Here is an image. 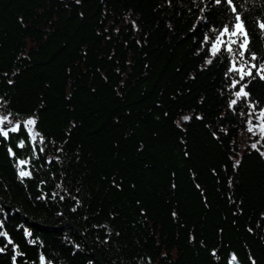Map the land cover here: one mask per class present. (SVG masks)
<instances>
[{"label": "trees", "instance_id": "trees-1", "mask_svg": "<svg viewBox=\"0 0 264 264\" xmlns=\"http://www.w3.org/2000/svg\"><path fill=\"white\" fill-rule=\"evenodd\" d=\"M237 3L250 28L264 17V0ZM230 23L212 0H0V113L35 114L54 141L34 159L31 145L15 148L25 132L0 138V230L23 253L16 264H38L41 252L52 264H227L232 252L264 264V159L249 147L257 138L239 115L246 104L227 108L228 55L205 64V34ZM251 48L264 61L255 29ZM247 90L264 107V81ZM181 110L204 118L181 131ZM8 146L31 160V179L17 178ZM13 255L7 245L0 264Z\"/></svg>", "mask_w": 264, "mask_h": 264}, {"label": "snow or ice", "instance_id": "snow-or-ice-1", "mask_svg": "<svg viewBox=\"0 0 264 264\" xmlns=\"http://www.w3.org/2000/svg\"><path fill=\"white\" fill-rule=\"evenodd\" d=\"M76 3L79 4L80 0H76ZM168 3L171 4V0H168ZM212 3L216 6L224 8L231 17L230 24H224L222 28L219 30L212 29L211 31L214 35L205 34L203 43L208 45L207 53L208 58L205 60L206 65H210L213 63V60L220 56L223 53H226L229 57V67L225 73L226 76H230L231 83L230 89L235 91L232 92V96L234 98L229 99L227 108L231 111H235L236 106L240 104L242 101L246 104L247 112L241 111L239 113L240 116L247 117L246 120V131L250 134V137H256L257 139L255 142L250 144V148L257 152L259 156L264 159V107H259V101H252L250 99V92L247 90L248 84L251 82L252 79L259 78L261 81H264V61H260V57L255 51H252V29H255L259 32V34L264 37V17H257L252 25L251 28L249 27L248 22L244 16L243 11L241 10L242 6L238 5L237 0H212ZM207 10V5L204 8H200L199 11L201 12V20H204V13ZM125 24L131 25V28L134 31H139V27L136 21L130 20L128 17H125ZM169 27H171L169 25ZM107 31V29L105 30ZM116 32H119V28H115ZM139 43V41H137ZM257 61H260L257 63ZM15 74V73H14ZM13 74V75H14ZM5 76L8 74L5 73ZM238 77V78H237ZM246 78H249L246 81ZM7 83L12 85L14 81L12 79H8ZM8 101L4 99V97L0 96V106L7 105ZM15 115L11 111H8L7 114L0 113V138L2 141H8L10 139V134L20 133L21 131L25 132L26 139H21L16 145L15 148L24 149L26 146L31 145L32 147V158L39 159V155L45 153L46 143H54V141H48L47 138L44 136L43 133L38 131V123L39 118L35 114L28 116L27 118L20 120L15 119ZM168 113H165L167 116ZM196 120H203L202 115H196L195 113L183 114L181 110V114L179 119L174 120L173 123L175 126L180 129L181 131H186L184 128V124L190 123L193 119ZM75 125H73L74 127ZM221 132H225L224 129H220ZM226 134V132H225ZM213 137H217L216 132H212ZM57 152H62L63 148L58 147L56 149ZM7 154L9 157L15 158L14 167L17 172V178L23 182L25 178L31 179L33 177V172L28 169V165L31 163L30 159H19L17 158V152L12 146H8ZM184 156L187 158L190 156V152L188 150L184 151ZM48 163H51L53 159L59 160V156L48 158ZM231 159V158H230ZM241 164V160L235 159L232 163V168L235 171L239 168ZM215 173V170H213ZM173 175H175L173 173ZM193 178L195 179V174H193ZM43 183V182H41ZM113 186L117 189H120L122 185L117 181H112ZM234 183L232 178L228 180V187L231 188ZM197 189H200V185H195ZM57 187L59 188L60 185L58 184ZM172 187L175 188L176 184L173 183ZM77 191H79L77 189ZM202 196L204 195L201 192ZM57 193H52V199H55ZM39 199H45V196L38 197ZM60 200L64 199V196L59 197ZM205 198V204L207 206V198ZM75 199V197H73ZM231 200V198H229ZM77 205H79L80 201H76ZM139 203V202H137ZM76 209L73 208L72 211ZM143 213V210H141ZM172 217L175 219L177 217V213L175 211L172 212ZM235 215V213H234ZM262 218H264V214H262ZM4 221L0 220V229H3ZM259 227V223L257 224ZM248 232H253V228L249 227ZM222 231V230H221ZM118 235V233H117ZM24 236L27 239V242L30 245H37L40 244L43 247L42 243L37 239H31L33 233L28 230L24 229ZM0 237H3L6 240L5 247H0V253L5 251L7 245H12L13 253L12 261L13 264H16V259L18 256H22L23 253L19 251V246L14 243L12 238L9 236L7 231L0 230ZM190 241L194 240V236L189 237ZM203 241L201 244L203 245ZM78 248L79 245H76ZM211 255L214 259L219 260L218 252L216 249L211 251ZM162 257H167V252L161 253ZM149 259V264H152L151 258ZM250 264H257L256 260L249 256ZM38 264H52V261L48 260L47 257L43 252L39 254ZM227 264H240L238 255L235 252L229 253V258Z\"/></svg>", "mask_w": 264, "mask_h": 264}]
</instances>
